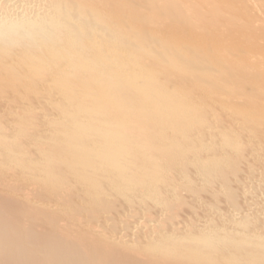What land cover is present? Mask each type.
I'll list each match as a JSON object with an SVG mask.
<instances>
[{
    "label": "bare ground",
    "instance_id": "1",
    "mask_svg": "<svg viewBox=\"0 0 264 264\" xmlns=\"http://www.w3.org/2000/svg\"><path fill=\"white\" fill-rule=\"evenodd\" d=\"M0 264H264V0H0Z\"/></svg>",
    "mask_w": 264,
    "mask_h": 264
}]
</instances>
